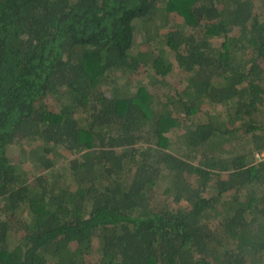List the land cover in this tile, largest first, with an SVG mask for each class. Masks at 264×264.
<instances>
[{
  "label": "trees",
  "instance_id": "obj_1",
  "mask_svg": "<svg viewBox=\"0 0 264 264\" xmlns=\"http://www.w3.org/2000/svg\"><path fill=\"white\" fill-rule=\"evenodd\" d=\"M263 145L264 0H0V264H264Z\"/></svg>",
  "mask_w": 264,
  "mask_h": 264
},
{
  "label": "rangeland",
  "instance_id": "obj_2",
  "mask_svg": "<svg viewBox=\"0 0 264 264\" xmlns=\"http://www.w3.org/2000/svg\"><path fill=\"white\" fill-rule=\"evenodd\" d=\"M31 151L41 154L42 148L39 147L38 144L36 143L28 144L23 147L11 146L9 150V156L11 157L12 161H14L15 163L25 161L26 163L36 164L37 161L35 160L37 155L33 156L31 154Z\"/></svg>",
  "mask_w": 264,
  "mask_h": 264
},
{
  "label": "built area",
  "instance_id": "obj_3",
  "mask_svg": "<svg viewBox=\"0 0 264 264\" xmlns=\"http://www.w3.org/2000/svg\"><path fill=\"white\" fill-rule=\"evenodd\" d=\"M255 157L258 162L264 163V145L263 148L255 154Z\"/></svg>",
  "mask_w": 264,
  "mask_h": 264
}]
</instances>
